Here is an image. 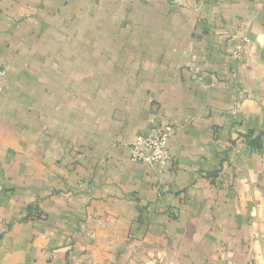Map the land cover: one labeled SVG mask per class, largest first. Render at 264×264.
<instances>
[{
	"label": "crops",
	"instance_id": "obj_1",
	"mask_svg": "<svg viewBox=\"0 0 264 264\" xmlns=\"http://www.w3.org/2000/svg\"><path fill=\"white\" fill-rule=\"evenodd\" d=\"M0 66V264H264V0H0Z\"/></svg>",
	"mask_w": 264,
	"mask_h": 264
},
{
	"label": "built area",
	"instance_id": "obj_2",
	"mask_svg": "<svg viewBox=\"0 0 264 264\" xmlns=\"http://www.w3.org/2000/svg\"><path fill=\"white\" fill-rule=\"evenodd\" d=\"M245 46L246 41L235 43V58L241 59ZM7 73V69L0 66V90ZM175 132L176 127L174 125H170L165 129L154 126L149 129L147 134L137 135L130 144L131 160L152 167L159 174H163L173 163V157L169 151V141Z\"/></svg>",
	"mask_w": 264,
	"mask_h": 264
},
{
	"label": "trees",
	"instance_id": "obj_3",
	"mask_svg": "<svg viewBox=\"0 0 264 264\" xmlns=\"http://www.w3.org/2000/svg\"><path fill=\"white\" fill-rule=\"evenodd\" d=\"M256 141H257V140H254V141H253V140H251V143H252V144H254Z\"/></svg>",
	"mask_w": 264,
	"mask_h": 264
},
{
	"label": "rangeland",
	"instance_id": "obj_4",
	"mask_svg": "<svg viewBox=\"0 0 264 264\" xmlns=\"http://www.w3.org/2000/svg\"><path fill=\"white\" fill-rule=\"evenodd\" d=\"M175 133H176V132H175ZM174 135H175V134H174ZM174 135H173V136H174ZM151 168H152V167H151Z\"/></svg>",
	"mask_w": 264,
	"mask_h": 264
}]
</instances>
